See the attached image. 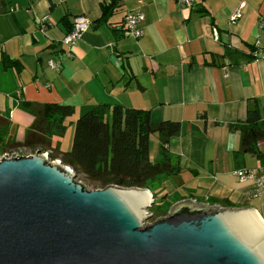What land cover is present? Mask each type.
<instances>
[{
	"label": "crops",
	"instance_id": "obj_1",
	"mask_svg": "<svg viewBox=\"0 0 264 264\" xmlns=\"http://www.w3.org/2000/svg\"><path fill=\"white\" fill-rule=\"evenodd\" d=\"M110 2H0L2 137L29 138L31 147L43 151L41 139L48 135L33 127L36 112L49 103L70 104L75 111L65 118V134L50 135L44 152L57 146L67 151L78 117L91 108L147 109L154 125L165 119L181 123L168 144L180 156L181 170L157 177L148 188L157 204L194 199L259 213V201L249 194L251 180L241 181L236 171L264 168V142L258 145L261 156L241 152L236 126L253 109L264 119V58L253 56L256 46H264V0H121L100 23ZM135 10L145 14L140 38L127 32L126 16ZM236 12L241 16L234 19ZM79 15L91 25L66 45ZM149 147L152 160L163 157L160 137L152 135ZM225 199L231 206L222 204Z\"/></svg>",
	"mask_w": 264,
	"mask_h": 264
},
{
	"label": "water",
	"instance_id": "obj_2",
	"mask_svg": "<svg viewBox=\"0 0 264 264\" xmlns=\"http://www.w3.org/2000/svg\"><path fill=\"white\" fill-rule=\"evenodd\" d=\"M148 188L90 189L47 152L0 158V264H264L256 209L184 199L148 223Z\"/></svg>",
	"mask_w": 264,
	"mask_h": 264
},
{
	"label": "trees",
	"instance_id": "obj_3",
	"mask_svg": "<svg viewBox=\"0 0 264 264\" xmlns=\"http://www.w3.org/2000/svg\"><path fill=\"white\" fill-rule=\"evenodd\" d=\"M120 1L112 0L105 6L104 13L98 21L105 22L121 5ZM0 2L3 5L7 4V0ZM3 58L9 60L5 56ZM74 111V106L70 104L49 103L36 112L38 115L33 127L48 135L46 142L41 139L43 151L51 146L50 135L65 134V118ZM236 128L241 131L240 151L261 156L263 151L258 145L260 141L264 142V119L261 118L259 110H251L246 120L239 123ZM180 129L181 123L170 119L156 125L152 124L150 110L147 109L124 107L121 104H99L78 117L71 148L61 151L57 146L50 152V158L61 159L62 163L74 169L76 175L78 173L84 175L95 189L109 185L151 189L157 177L176 174L181 170L180 156L172 154L168 147L170 138L180 132ZM2 134L0 153L16 152L23 155L37 150L31 147L29 138L19 142L2 137ZM152 135H157L161 139L163 157L160 160L150 158L149 146ZM173 204L174 202L169 201L161 204L155 202L150 208L152 220L167 215ZM222 204L231 206L226 199Z\"/></svg>",
	"mask_w": 264,
	"mask_h": 264
},
{
	"label": "built area",
	"instance_id": "obj_4",
	"mask_svg": "<svg viewBox=\"0 0 264 264\" xmlns=\"http://www.w3.org/2000/svg\"><path fill=\"white\" fill-rule=\"evenodd\" d=\"M181 4H193L196 0H176ZM241 16L240 12H236L233 18L236 19ZM145 14L141 10H135L126 16L127 32L136 37L140 38L144 35L143 21ZM91 25L90 19L85 15H79L76 17L73 28L66 34L63 39V43L66 45L75 44L83 35V33ZM264 27V21L261 23ZM44 28V26H43ZM255 58H264V46L258 45L253 51ZM49 64L52 67L59 68L60 61L50 60ZM18 154H3V156H17ZM236 174L239 176L241 181L251 180L250 197L256 199L260 203L259 213L264 219V168H243L238 169Z\"/></svg>",
	"mask_w": 264,
	"mask_h": 264
},
{
	"label": "rangeland",
	"instance_id": "obj_5",
	"mask_svg": "<svg viewBox=\"0 0 264 264\" xmlns=\"http://www.w3.org/2000/svg\"><path fill=\"white\" fill-rule=\"evenodd\" d=\"M154 139L155 138H152V141H154ZM152 152H156V150H155V148L153 147V142H152ZM29 150V149H28ZM42 151V150H41ZM4 152V151H3ZM14 152V151H13ZM44 152V151H43ZM5 153V152H4ZM4 153H0V158L3 156V154ZM14 153H16V152H14ZM28 153V152H27ZM47 153H49V152H47ZM49 155H50V153H49ZM50 160H51V158H50ZM58 160H60L61 161V159H55V160H53V161H58ZM64 164V163H63ZM65 165V164H64ZM70 168H72L71 166H69ZM73 169V168H72ZM74 170V169H73ZM76 178L78 179V181H80V182H83V183H85L90 189H95V186L92 184V183H90L86 178H85V176L84 175H82V174H77L76 175ZM259 206V205H258ZM173 206H171V208H172ZM170 208V209H171ZM259 209H260V206L258 207ZM153 218H149L148 220H147V222L148 223H152L153 222V220H152Z\"/></svg>",
	"mask_w": 264,
	"mask_h": 264
},
{
	"label": "bare ground",
	"instance_id": "obj_6",
	"mask_svg": "<svg viewBox=\"0 0 264 264\" xmlns=\"http://www.w3.org/2000/svg\"><path fill=\"white\" fill-rule=\"evenodd\" d=\"M260 214V213H259Z\"/></svg>",
	"mask_w": 264,
	"mask_h": 264
}]
</instances>
